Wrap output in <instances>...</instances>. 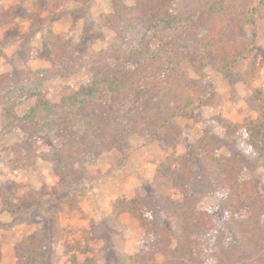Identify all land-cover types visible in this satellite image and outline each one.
I'll return each mask as SVG.
<instances>
[{"label":"trees","instance_id":"1","mask_svg":"<svg viewBox=\"0 0 264 264\" xmlns=\"http://www.w3.org/2000/svg\"><path fill=\"white\" fill-rule=\"evenodd\" d=\"M110 1L112 12L94 22L116 35L114 44L75 62L67 42L49 26L44 42L51 49L52 67L30 74V91L26 86L10 88L7 75L0 76L4 127L19 129L26 139L14 150L16 163L36 169L35 140L43 135L60 142L53 152L55 173L74 182L83 177L88 159L120 148L133 136L175 148L183 133L177 119L205 107L214 94L208 67L233 88L252 84L260 72L256 64L245 73L235 68L245 26L264 22V0H135L134 5ZM17 17L16 7L0 3V29ZM30 29L33 33L34 23ZM81 67L92 76L91 82L58 103L51 102L43 90L46 79L69 78ZM19 94L34 99L22 116L13 101ZM246 103L253 118L244 124L219 121L226 135L242 142L253 164L264 172V87ZM221 149L219 137L205 131L185 154H171L153 179L155 193L118 200L110 213L112 224L121 226L124 214L137 219L157 250L172 249L162 264H264V194L256 179L244 177L242 158L223 155ZM201 191L218 198L219 214L200 208ZM0 197L1 212L23 211L5 190ZM161 213L174 219V248L167 228L151 218ZM38 236L22 239L17 264H41ZM146 239L137 253L123 256V264H144L147 251H154L147 250Z\"/></svg>","mask_w":264,"mask_h":264},{"label":"rangeland","instance_id":"2","mask_svg":"<svg viewBox=\"0 0 264 264\" xmlns=\"http://www.w3.org/2000/svg\"><path fill=\"white\" fill-rule=\"evenodd\" d=\"M134 5L135 0H124ZM231 1V0H226ZM5 8L16 7L18 17L9 26L0 29V76L7 75L10 88L26 86L32 72H42L52 66L51 49L44 42L49 26L67 42L73 61L88 60L95 52L106 49L117 40L116 35L94 22L100 15L111 13L110 0H0ZM34 32L31 33V24ZM255 34V36H254ZM235 71L245 73L250 64L260 67L255 81L235 88L208 67L206 75L214 87L202 109L188 112L178 118L183 133L173 148L165 143L150 141L136 135L118 149L90 158L84 164V175L79 182L59 176L54 171L53 152L60 142L53 136L43 135L35 140L36 169L16 163L14 150L26 142L15 127H4L0 107V192L5 190L18 206L20 214L1 212L0 197V263L17 264V246L22 239L37 233L42 243L41 264H84L94 259L95 264H123L125 254H135L147 238L137 219L128 214L121 217V226L112 224L110 213L120 199H132L155 193L153 179L159 166L175 153L183 155L205 131H210L221 141V154H238L243 160L244 177L256 179L264 194V172L255 166L241 146L226 135L221 123L244 124L253 118L246 99L264 87V22L254 27L247 25L240 38ZM44 75H46L44 73ZM92 76L81 70L69 77L47 78L43 90L53 103H58L81 86L88 85ZM29 95V94H28ZM25 94L16 95L17 112L22 116L34 99ZM246 135V134H245ZM200 208L219 214L216 196L201 191ZM151 218L164 225L175 246L174 219L165 213ZM144 264H162L171 257V250H157L152 239H146Z\"/></svg>","mask_w":264,"mask_h":264}]
</instances>
